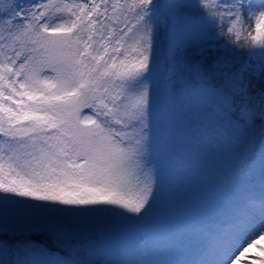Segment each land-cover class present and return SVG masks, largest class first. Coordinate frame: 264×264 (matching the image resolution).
I'll use <instances>...</instances> for the list:
<instances>
[{"label":"snow or ice","instance_id":"1","mask_svg":"<svg viewBox=\"0 0 264 264\" xmlns=\"http://www.w3.org/2000/svg\"><path fill=\"white\" fill-rule=\"evenodd\" d=\"M253 81L264 83V0H0V197L39 211L0 212V264H128L192 239L171 264H235L264 240ZM185 101L222 114L227 128L201 144L226 161L228 186L205 193L204 223L130 239L174 208L158 145Z\"/></svg>","mask_w":264,"mask_h":264},{"label":"rangeland","instance_id":"2","mask_svg":"<svg viewBox=\"0 0 264 264\" xmlns=\"http://www.w3.org/2000/svg\"><path fill=\"white\" fill-rule=\"evenodd\" d=\"M235 55L238 60L244 58L243 52H237ZM253 84L254 90L264 87V83L260 81H253ZM205 103L185 101L183 104H176L170 111L158 147L162 169L161 183L164 184L165 193L169 186L177 189L175 205L170 212H162L152 224L136 226L130 239H139L148 228L165 223L188 226L204 223L208 215L205 193L210 190L220 192L228 186L229 172L226 161L201 144L206 131H224L227 124L221 113L205 111ZM88 111L85 109V112ZM16 207L21 210H14ZM29 211L30 209L22 208L19 204L5 203L4 198L0 197V212L16 215ZM35 211L39 214L38 210ZM256 239L257 243L235 264H264L261 259L264 258V240L258 237ZM194 246L195 240L192 239L187 241L180 251L161 255L165 245L158 242L155 247L137 249L126 259L128 264H171L175 260L188 259Z\"/></svg>","mask_w":264,"mask_h":264},{"label":"trees","instance_id":"3","mask_svg":"<svg viewBox=\"0 0 264 264\" xmlns=\"http://www.w3.org/2000/svg\"><path fill=\"white\" fill-rule=\"evenodd\" d=\"M259 90H254V94L256 93V92H258ZM30 203H37L36 201H33V202H30ZM14 210H17L18 212L21 210V208L20 207H16V209H14ZM33 211H35V210H31L30 209V211H29V213L30 212H33Z\"/></svg>","mask_w":264,"mask_h":264},{"label":"bare ground","instance_id":"4","mask_svg":"<svg viewBox=\"0 0 264 264\" xmlns=\"http://www.w3.org/2000/svg\"><path fill=\"white\" fill-rule=\"evenodd\" d=\"M242 259H243V257H242ZM241 260V259H240Z\"/></svg>","mask_w":264,"mask_h":264}]
</instances>
